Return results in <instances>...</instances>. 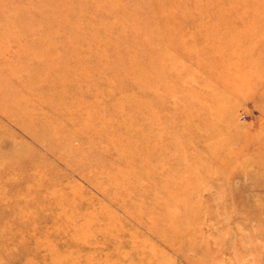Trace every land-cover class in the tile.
I'll list each match as a JSON object with an SVG mask.
<instances>
[{"label": "rangeland", "instance_id": "374dc122", "mask_svg": "<svg viewBox=\"0 0 264 264\" xmlns=\"http://www.w3.org/2000/svg\"><path fill=\"white\" fill-rule=\"evenodd\" d=\"M0 264H264V0H0Z\"/></svg>", "mask_w": 264, "mask_h": 264}, {"label": "bare ground", "instance_id": "6f19581e", "mask_svg": "<svg viewBox=\"0 0 264 264\" xmlns=\"http://www.w3.org/2000/svg\"><path fill=\"white\" fill-rule=\"evenodd\" d=\"M167 24H168V23H167ZM169 195H170V194H169ZM111 200H113V199H111ZM133 203H135V201H134V200H133ZM168 210H169V209H168ZM168 210H167V211H168Z\"/></svg>", "mask_w": 264, "mask_h": 264}]
</instances>
